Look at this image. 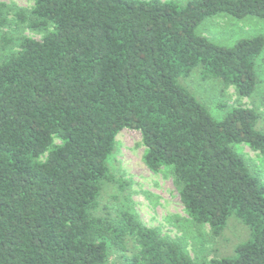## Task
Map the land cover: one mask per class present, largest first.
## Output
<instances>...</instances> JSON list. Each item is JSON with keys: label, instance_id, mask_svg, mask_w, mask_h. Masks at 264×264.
I'll return each instance as SVG.
<instances>
[{"label": "trees", "instance_id": "trees-1", "mask_svg": "<svg viewBox=\"0 0 264 264\" xmlns=\"http://www.w3.org/2000/svg\"><path fill=\"white\" fill-rule=\"evenodd\" d=\"M33 3L0 2V25L13 14L43 35L1 40L0 264H205L132 209L103 206L121 185L109 160L125 129L141 133L152 172H171L195 224L216 238L231 218L249 228L235 256L208 264H264V180L238 151L264 155L262 114L222 104L217 120L181 82L199 72L254 97L264 37L228 47L198 29L222 15L264 20V0Z\"/></svg>", "mask_w": 264, "mask_h": 264}, {"label": "rangeland", "instance_id": "rangeland-1", "mask_svg": "<svg viewBox=\"0 0 264 264\" xmlns=\"http://www.w3.org/2000/svg\"><path fill=\"white\" fill-rule=\"evenodd\" d=\"M161 1H175L182 6L188 2ZM0 2L21 9H29L34 5L33 0ZM22 33L36 40H42L43 37L40 33L21 30L13 14H9L6 24L0 25V48L3 36L17 38ZM198 33L214 43L231 47L241 39L264 37V20L253 17L237 19L222 15L207 19L199 27ZM258 62L260 86L252 98L239 96L234 88L224 91L217 81H202L199 72L181 82L209 109L215 119L222 120L227 108H255L262 114L264 125V52ZM222 104L227 106V110L220 107ZM238 151L246 158L252 171L264 180V155L244 144L238 147ZM144 154L145 147L140 132L125 129L118 134L116 149L109 165L121 185L117 183L106 188L103 206L108 205L113 212L124 208L132 209L146 226L157 229L163 237L181 243L187 253L199 263L208 264L213 259L235 256V247L249 239V228L236 218H231L223 236L216 238L209 226L195 224L185 212L171 172H152L144 162Z\"/></svg>", "mask_w": 264, "mask_h": 264}]
</instances>
